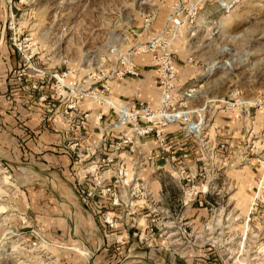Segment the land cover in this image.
<instances>
[{
    "label": "rangeland",
    "instance_id": "rangeland-1",
    "mask_svg": "<svg viewBox=\"0 0 264 264\" xmlns=\"http://www.w3.org/2000/svg\"><path fill=\"white\" fill-rule=\"evenodd\" d=\"M178 1L184 6L199 2L194 33L185 34L188 52L197 58L199 70L190 84L198 88L193 105L233 98L234 92L258 103L250 118L230 107L208 114L212 142L224 141L225 147L216 150L218 158L209 160L206 172L201 162L197 167L196 186L203 195L202 203L198 201L197 207L180 203L176 199L182 190L174 185V218H161L167 227L149 231L147 236L157 237L181 257L211 246L220 253L222 264H264V0H0V54L6 56L3 78L12 75L7 51L8 46L15 47L21 62L14 72L21 88L19 96L24 98L21 107L28 104L29 82L33 80V89H39L38 79L44 75L33 68L35 64L41 70H67L62 78L73 84L65 95L54 93L63 99L68 114L84 98L101 97L106 105L121 108L110 95L76 96L90 93L105 81L102 72L118 55L111 52L114 44L119 51L126 50L124 44L134 28H144L147 16L153 17L152 24H162ZM24 54L31 55V60ZM213 59L220 61V67L213 74L203 71ZM93 72L101 81L94 88L85 86ZM10 93L2 89L0 97L10 100ZM4 157L0 151V264H74L81 255L93 256L77 242L76 233L67 248L57 240L41 243L33 232L43 235L38 222L26 214L23 190L29 186L21 184L26 174L12 168ZM194 207L200 209L195 212ZM130 222L137 226L132 219ZM172 224L174 227H168ZM133 228L136 233L127 235V253L138 252L136 246L142 245V232ZM147 244L151 249L150 241Z\"/></svg>",
    "mask_w": 264,
    "mask_h": 264
},
{
    "label": "crops",
    "instance_id": "crops-1",
    "mask_svg": "<svg viewBox=\"0 0 264 264\" xmlns=\"http://www.w3.org/2000/svg\"><path fill=\"white\" fill-rule=\"evenodd\" d=\"M164 24L165 20L162 24L153 23L148 33L142 27L134 28L124 48H128L137 39L159 32ZM191 33V28H182L175 40L178 49L175 60L180 72L175 93L182 95L192 88L196 97L198 88L190 84L199 72L197 58L188 52L185 36H191ZM7 52L12 75L8 80L3 78V65L6 63L3 58L6 56L1 53L0 90H9L11 99L3 98V95L0 97V151L6 154L4 158L9 160L12 168L26 174L22 178L24 182H21L29 186L23 190L26 198L24 201L27 202L26 214L38 222L41 233L48 241L57 240L60 246L62 241L63 247L67 248L66 244L72 241V233H76L77 242L84 249L92 251L93 256L81 255L82 258L74 264H222L220 253L211 246H203L199 251L181 257L167 244L159 242L157 237L147 236L148 233L150 235L147 229L149 225L155 226L157 232L162 231L168 224H162L161 218H174V185L182 190L180 196L175 198L182 204L191 202L197 207V202L203 197L200 194L197 198L193 188V185L198 184L195 175L202 153L196 140L185 136L179 125L169 128L168 137L174 143L178 159L176 163L187 168L186 174L193 177L191 181L180 176L173 177L169 172L172 163L167 157L158 159L155 165L146 161V166L141 170L140 177L147 183L150 192L128 186L123 183L117 169L121 165L131 168L132 155L126 149L116 150L114 147V140L125 128H112L117 115L108 113L110 106L102 102L105 110L96 98H84L75 104L76 111L68 114L63 99L54 93L53 78L44 74L37 81L39 89H33V80L29 82L26 98L28 104L21 107L24 98L19 96L21 88L14 76L16 68L21 65L19 51L8 46ZM136 61L142 72L141 77L111 80L110 96L121 106L122 103H135L139 100L157 105L160 91L152 56L141 53L136 55ZM110 66H114V60L110 61ZM90 79L84 81L85 86L94 88L98 81L93 77ZM95 88L100 89L101 85ZM193 101L194 98L190 103L193 104ZM153 145L150 141L145 148ZM108 156L115 158L112 163L114 172L105 185L112 186L120 193L116 200L111 195L88 196L87 192L94 187L95 182L90 180V183H86V179L81 176L82 170L93 160ZM177 165H174L175 170L181 167ZM195 207L192 210L197 212L200 208ZM132 208L136 212L129 214L128 210ZM108 210L116 216L117 228L104 224L102 214ZM131 219L137 222V226L130 224ZM133 227L142 232V245L136 246L139 247L138 252L127 253V235L136 233ZM168 227H174V224ZM120 237L124 239L122 244L118 243ZM148 241L152 247L149 250Z\"/></svg>",
    "mask_w": 264,
    "mask_h": 264
},
{
    "label": "built area",
    "instance_id": "built-area-1",
    "mask_svg": "<svg viewBox=\"0 0 264 264\" xmlns=\"http://www.w3.org/2000/svg\"><path fill=\"white\" fill-rule=\"evenodd\" d=\"M198 5V1H193V3L185 6L181 5L179 1L174 6L173 2L162 30L144 39H137L126 48V50L119 51L114 44L112 48L115 47L111 52L116 51L118 55L117 57L113 56V59L109 60L111 61L115 58L114 66H110L107 71L102 72L103 75L101 79L104 78L103 80L105 81L101 83V89L94 88L90 93H80L79 96H76L77 99H82L88 94L94 96H100L101 94L110 95V81L114 79H123L125 77L140 78L142 72L136 61V55L141 53L151 54L160 91L159 103L157 105H152L145 100H139L135 103H122L123 106H120L122 108L121 111L117 110L115 104L111 105L108 109L109 114L117 115L116 120L112 123V128L114 130H123V128H125L114 140L115 149H126L132 155L131 168L121 165L120 168L117 169V172L120 177L123 178L124 184L130 185L131 187L136 186V188L144 192H150L147 183L140 177L142 168L146 166V161H150L152 165H155L158 159L162 160L168 157L172 163V168L169 172L173 177L174 175L180 176L187 181H191L193 178L191 175L186 174L187 168L184 165H177L176 163L178 159L177 154L174 152V143L170 141L168 137L169 128L174 125H179L185 136L191 137L197 141L202 152L200 162L202 163L203 170L206 172L209 160L212 157L218 158L219 154L216 150L225 147V143L215 142L214 145L209 137L207 126L211 118L208 114H210V112L214 114L223 107H230L239 109V114H245L246 118H250L252 107L258 103L256 101L251 102L249 100H244L240 96H237L238 92H234L232 93L233 98L223 97L208 99L202 106H195L190 103L192 97H194V89L190 88L182 95L175 93L177 81L180 76L178 65L175 60V54L178 50L175 46V40L178 38L182 28H191L192 34L194 33L193 28L197 23ZM12 21L14 22V18ZM152 21L153 17L150 18L147 16L145 18L144 32H150ZM19 48L21 49V47ZM24 55L27 59L31 60V55L30 57L26 54ZM33 68L44 74L48 73L53 78L54 92L58 95H65L67 92L66 88H69V85L73 84L72 81L65 82V78H62L67 76V70L62 73L59 71H47L46 69L41 70L37 68L35 64H33ZM90 77H94L97 80L100 75H96V72H93ZM101 79L97 81L99 82ZM96 99L101 104L105 101L104 98L101 97ZM150 141L153 142L154 145L146 149L145 145H148ZM114 162L115 158H113V156L102 159L99 158L93 160L91 163L92 165L82 170L81 176L86 179V183H90V180L95 182L94 187L88 190V196L111 195L114 197V200L118 198L120 193L112 186L105 185V182L113 176L112 173L114 169L112 163ZM174 165L181 167L175 170ZM130 173L132 176H130ZM200 174H202V172H200ZM133 183L134 185H132ZM193 188L195 195H200V190L197 189V186L193 185ZM200 202L202 203V201ZM133 206L134 205H132V207ZM135 212L136 210L133 208L128 210L129 214H134ZM102 219L107 227H118V220L112 211L108 210L103 212ZM147 229L153 232L155 231V226L151 224ZM33 232L40 237L42 240L41 243H49L47 238L41 235L40 232L35 229H33ZM118 243H123L122 237L119 238Z\"/></svg>",
    "mask_w": 264,
    "mask_h": 264
},
{
    "label": "bare ground",
    "instance_id": "bare-ground-1",
    "mask_svg": "<svg viewBox=\"0 0 264 264\" xmlns=\"http://www.w3.org/2000/svg\"><path fill=\"white\" fill-rule=\"evenodd\" d=\"M219 62H220V61H218V60H216V59H213L212 61L209 62L208 67L205 68L203 71H206L207 73H212V72H214V70L217 68ZM218 67H220V66H218ZM212 74H213V73H212ZM112 97H113V96H112ZM114 99H115V98H114ZM104 102H105V101H104ZM117 110H118V111H121L122 109L117 107Z\"/></svg>",
    "mask_w": 264,
    "mask_h": 264
}]
</instances>
